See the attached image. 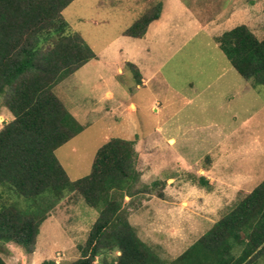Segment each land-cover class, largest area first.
I'll return each instance as SVG.
<instances>
[{"label": "rangeland", "instance_id": "1", "mask_svg": "<svg viewBox=\"0 0 264 264\" xmlns=\"http://www.w3.org/2000/svg\"><path fill=\"white\" fill-rule=\"evenodd\" d=\"M159 4L162 19L142 39L123 35ZM62 15L96 57L53 89L82 127L55 155L75 182L90 174L109 140L135 141L141 177L124 205L141 240L171 262L264 179V88L244 80L215 41L240 25L264 40V0H75ZM12 119L0 97V130ZM199 177L213 187L200 186ZM49 196L35 201L0 187V203L24 214ZM98 217L69 194L40 226L32 255L7 244L2 257L7 264L74 263Z\"/></svg>", "mask_w": 264, "mask_h": 264}, {"label": "trees", "instance_id": "2", "mask_svg": "<svg viewBox=\"0 0 264 264\" xmlns=\"http://www.w3.org/2000/svg\"><path fill=\"white\" fill-rule=\"evenodd\" d=\"M75 0H0V97L13 119L0 130V187L38 201L24 214L0 203V264L5 245L30 256L48 213L69 194L79 195L99 212L80 257L71 264H96L102 255L117 254L111 264H253L264 256V180L243 195L231 210L175 260L162 259L138 236L129 221L124 197L134 195L140 180L135 141L109 140L96 153L91 172L71 182L55 151L82 127L54 93V87L96 57L78 33L70 30L63 11ZM162 5L126 29L141 39L160 19ZM231 66L253 87L264 88V40L246 25L215 39ZM126 67L142 84L139 68ZM211 189L214 181L199 177ZM38 199V200H37ZM41 264H60L45 260Z\"/></svg>", "mask_w": 264, "mask_h": 264}, {"label": "crops", "instance_id": "3", "mask_svg": "<svg viewBox=\"0 0 264 264\" xmlns=\"http://www.w3.org/2000/svg\"><path fill=\"white\" fill-rule=\"evenodd\" d=\"M185 10H188L186 7H185ZM163 16V15H162ZM162 16L160 17V19L159 20H157V21H154L153 23H156V22H158V21H160L161 19H162ZM153 23H151L150 24V26H149V28L152 26V24ZM148 28V29H149ZM147 32H148V30H147ZM147 34V33H146ZM145 34V35H146ZM142 39V38H141ZM136 65V64H135ZM137 66V65H136ZM138 67V66H137ZM139 68V67H138ZM140 70V69H139ZM118 71L120 72L121 71V68H119L118 69ZM141 72V71H140ZM141 75H142V73H141ZM144 77H143V75H142V84H144ZM106 95L110 98V99H114V94L111 92V91H108L107 93H106ZM132 105H135L134 103H130V107L132 106ZM136 106V105H135ZM173 141V140H172ZM264 180V179H263ZM242 191V190H241ZM238 192H240V191H238ZM251 192V191H250ZM250 192H248V193H250ZM247 194V193H246Z\"/></svg>", "mask_w": 264, "mask_h": 264}, {"label": "bare ground", "instance_id": "4", "mask_svg": "<svg viewBox=\"0 0 264 264\" xmlns=\"http://www.w3.org/2000/svg\"><path fill=\"white\" fill-rule=\"evenodd\" d=\"M171 144H174V141H172Z\"/></svg>", "mask_w": 264, "mask_h": 264}]
</instances>
